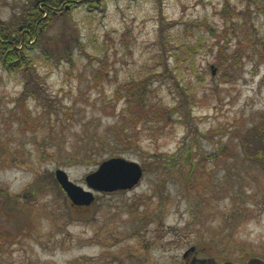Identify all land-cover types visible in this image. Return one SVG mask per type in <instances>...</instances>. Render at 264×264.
Masks as SVG:
<instances>
[{
    "label": "rangeland",
    "instance_id": "obj_1",
    "mask_svg": "<svg viewBox=\"0 0 264 264\" xmlns=\"http://www.w3.org/2000/svg\"><path fill=\"white\" fill-rule=\"evenodd\" d=\"M32 1L0 0V21ZM259 3L79 1L29 41L30 77L0 64V264L264 259V159L243 148L264 131ZM138 80L165 111L152 126L135 127L122 101ZM112 158L139 164V183L74 206L54 172L87 190Z\"/></svg>",
    "mask_w": 264,
    "mask_h": 264
},
{
    "label": "trees",
    "instance_id": "obj_2",
    "mask_svg": "<svg viewBox=\"0 0 264 264\" xmlns=\"http://www.w3.org/2000/svg\"><path fill=\"white\" fill-rule=\"evenodd\" d=\"M79 1L85 4H98V0H33L27 5L28 7L26 6L27 3L24 4V10L18 18L17 24L8 26L6 23L4 24L0 21L1 66L9 72H14L16 68L22 67V72L25 77H30L32 72L31 68L27 65L30 60L26 54V50L31 47L29 46V41L41 37V32L47 29L54 19L62 17V12L65 11L68 5H72ZM250 1L251 0H249V2ZM254 1L259 3L260 0ZM194 40L195 42L189 45V47H178V49H176V52L173 54L175 63L174 69H178L179 65L185 62L187 57L199 48L201 37ZM219 50H221V47ZM144 81L145 80H138L133 84L131 83V87L128 88L124 98H122L125 109L129 113L128 119L131 121L132 116L134 117V121L137 122L135 127L138 123L152 126L154 122L161 121L162 118L158 117L159 114H165L164 109L159 105H153L150 104L151 102L147 101V83ZM150 122L152 125H149L151 124ZM262 125H264V122H262L260 126ZM261 128L262 127L257 128L255 132L247 134L244 139L245 144H243V148L246 149L250 155L264 159V131H261ZM124 132H127V130ZM123 141L125 144L128 143V139L126 138H124ZM194 169L195 166L193 165V169L189 173L193 178Z\"/></svg>",
    "mask_w": 264,
    "mask_h": 264
},
{
    "label": "water",
    "instance_id": "obj_3",
    "mask_svg": "<svg viewBox=\"0 0 264 264\" xmlns=\"http://www.w3.org/2000/svg\"><path fill=\"white\" fill-rule=\"evenodd\" d=\"M211 74H215V69L211 67ZM143 175V170L139 164L123 158H112L102 162L98 169L85 178L87 190L72 183L62 170H56L54 177L63 192L74 206H89L94 201V193H113L117 191L131 190L136 186ZM193 250V249H191ZM189 264H264V259L249 257L241 262L231 259L217 261L214 257L205 258L194 257Z\"/></svg>",
    "mask_w": 264,
    "mask_h": 264
},
{
    "label": "flooded vegetation",
    "instance_id": "obj_4",
    "mask_svg": "<svg viewBox=\"0 0 264 264\" xmlns=\"http://www.w3.org/2000/svg\"><path fill=\"white\" fill-rule=\"evenodd\" d=\"M188 253H185L184 255H183V259L185 260V261H188L189 259H188ZM193 259V258H192ZM192 259H190V261L192 260Z\"/></svg>",
    "mask_w": 264,
    "mask_h": 264
}]
</instances>
